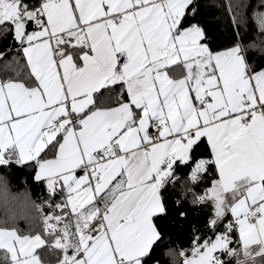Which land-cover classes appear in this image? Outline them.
I'll return each instance as SVG.
<instances>
[{
	"label": "snow or ice",
	"instance_id": "1",
	"mask_svg": "<svg viewBox=\"0 0 264 264\" xmlns=\"http://www.w3.org/2000/svg\"><path fill=\"white\" fill-rule=\"evenodd\" d=\"M0 66V264H264V0H0Z\"/></svg>",
	"mask_w": 264,
	"mask_h": 264
},
{
	"label": "trees",
	"instance_id": "2",
	"mask_svg": "<svg viewBox=\"0 0 264 264\" xmlns=\"http://www.w3.org/2000/svg\"><path fill=\"white\" fill-rule=\"evenodd\" d=\"M217 3H222L223 0H215ZM255 2V0H254ZM215 11V10H214ZM220 15V21H219V28L224 31L225 35L227 34L228 30V22L225 19L227 13L221 11L219 13ZM249 15H251V9L249 10ZM247 32L244 34L245 40H251L253 38V33L255 31V26L249 21L247 25ZM3 69L2 66H0V76H3ZM178 175L181 177V181L186 177L187 173L183 169H178ZM27 176V173L22 172L20 170H14L11 180L13 185V191H24L25 185L22 183L21 178ZM180 181L177 182V186H179ZM28 188L30 190V196L31 199L37 204L40 205L43 203V198L46 196V192L44 191V187L42 185H38L36 183H33L31 179L28 180ZM201 188H197V191H201ZM185 208H188V205H185ZM47 206H44V211L46 212ZM5 214V210L2 206H0V218H2ZM29 216L36 218V224L39 225V216L40 212L37 209H33L32 212L29 213ZM190 217L192 220L199 219L203 221L206 218V215L204 213H200L199 215H193L192 211L190 210ZM17 227H19L21 230L24 231L25 234H27V231L29 229V222L27 220L21 219L17 222ZM168 229L171 232L172 239H171V247L176 250L178 253L180 249L183 248H189L191 246V238L192 233L189 230V222L184 223L183 226H180L179 224L168 225ZM167 245H165L163 248L159 249L155 255L160 259L161 264H171L170 258L166 257L164 255V252L167 250ZM41 254L42 259H47L50 264H55L56 257L52 256L51 253L48 251L47 245L42 248L41 251H39ZM177 259H179L177 255ZM260 259V258H259Z\"/></svg>",
	"mask_w": 264,
	"mask_h": 264
},
{
	"label": "crops",
	"instance_id": "3",
	"mask_svg": "<svg viewBox=\"0 0 264 264\" xmlns=\"http://www.w3.org/2000/svg\"><path fill=\"white\" fill-rule=\"evenodd\" d=\"M238 238V237H237ZM42 249H38L37 252L39 253V251H41ZM256 259H259V257H257Z\"/></svg>",
	"mask_w": 264,
	"mask_h": 264
}]
</instances>
